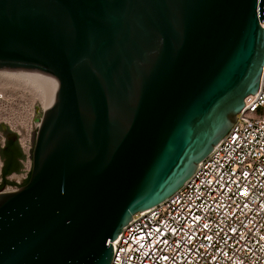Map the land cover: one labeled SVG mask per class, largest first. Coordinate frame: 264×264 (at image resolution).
Returning a JSON list of instances; mask_svg holds the SVG:
<instances>
[{"label": "water", "instance_id": "obj_1", "mask_svg": "<svg viewBox=\"0 0 264 264\" xmlns=\"http://www.w3.org/2000/svg\"><path fill=\"white\" fill-rule=\"evenodd\" d=\"M260 21L264 0H0V69L57 78L28 180L0 189V264H110L256 92Z\"/></svg>", "mask_w": 264, "mask_h": 264}, {"label": "built area", "instance_id": "obj_2", "mask_svg": "<svg viewBox=\"0 0 264 264\" xmlns=\"http://www.w3.org/2000/svg\"><path fill=\"white\" fill-rule=\"evenodd\" d=\"M16 98L0 88V122L18 134L23 176L1 190L18 188L32 167L38 124L26 118L32 103L25 111ZM112 247L110 264H264V66L225 136L174 193L133 213Z\"/></svg>", "mask_w": 264, "mask_h": 264}, {"label": "rangeland", "instance_id": "obj_3", "mask_svg": "<svg viewBox=\"0 0 264 264\" xmlns=\"http://www.w3.org/2000/svg\"><path fill=\"white\" fill-rule=\"evenodd\" d=\"M0 88L2 89V91H4L5 95L16 96L17 97L16 100L18 101V103L21 104L22 110L26 111V109L23 108V105H24L23 101L27 100L28 103L29 102L32 103L33 108H34L33 113H32V109H30L29 111L27 109V113H26L27 120L29 119V117L31 115L33 117H38L37 110L39 109L40 105L43 106V99H42L40 93L38 92V89H37L38 87H36V85H34L30 82H27L23 79L6 75L5 77L0 78ZM0 125L6 126L5 123H3V122H0ZM35 132H36V128H34L32 126L31 134H32V141L33 142H34ZM23 133H24V131L21 129V134H23ZM0 138H1V134H0ZM18 149H19V147H18ZM19 152H21V150ZM24 161H25V159L22 156L19 159V169L10 172L7 175L8 182L6 184H3V185L0 184V187L1 186L5 187L7 185H11V183L9 182L10 180H12L14 178H21L23 176L22 168H23V162ZM1 169H2V167H1ZM24 181H22L21 185L24 184Z\"/></svg>", "mask_w": 264, "mask_h": 264}, {"label": "bare ground", "instance_id": "obj_4", "mask_svg": "<svg viewBox=\"0 0 264 264\" xmlns=\"http://www.w3.org/2000/svg\"><path fill=\"white\" fill-rule=\"evenodd\" d=\"M1 73L17 77L30 82L38 87V92L43 99V106L48 107L54 100L57 90V78L52 75L34 70L2 69Z\"/></svg>", "mask_w": 264, "mask_h": 264}, {"label": "flooded vegetation", "instance_id": "obj_5", "mask_svg": "<svg viewBox=\"0 0 264 264\" xmlns=\"http://www.w3.org/2000/svg\"><path fill=\"white\" fill-rule=\"evenodd\" d=\"M0 134H1V138H0V171H1V167L4 164L5 158L6 156L9 157V155H13L17 152H19L20 149V145H19V141H18V134L9 130L7 127L6 129L0 125ZM19 147V149H18ZM19 162V159H18Z\"/></svg>", "mask_w": 264, "mask_h": 264}, {"label": "trees", "instance_id": "obj_6", "mask_svg": "<svg viewBox=\"0 0 264 264\" xmlns=\"http://www.w3.org/2000/svg\"><path fill=\"white\" fill-rule=\"evenodd\" d=\"M21 157H22V153L21 152H17V153H15L13 155H9V157L6 156L4 164H3L2 169H1V176H2V183L1 184L2 185L6 184L8 182V179L6 178V176L10 172L19 169L18 159H20ZM29 175H30V173H29ZM29 175L25 179L24 183L28 180Z\"/></svg>", "mask_w": 264, "mask_h": 264}]
</instances>
